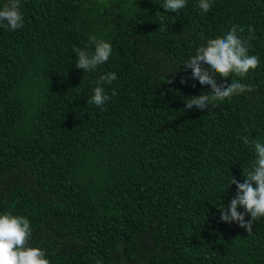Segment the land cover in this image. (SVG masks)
<instances>
[{
    "label": "trees",
    "instance_id": "1",
    "mask_svg": "<svg viewBox=\"0 0 264 264\" xmlns=\"http://www.w3.org/2000/svg\"><path fill=\"white\" fill-rule=\"evenodd\" d=\"M164 3L20 0L23 27H0V214L26 217L50 264H264V218L248 235L218 211L256 158L241 137L264 142V0ZM233 25L260 64L217 83L255 90L186 109L211 89L183 65ZM90 36L112 54L83 71ZM108 72L102 110L87 101Z\"/></svg>",
    "mask_w": 264,
    "mask_h": 264
},
{
    "label": "clouds",
    "instance_id": "2",
    "mask_svg": "<svg viewBox=\"0 0 264 264\" xmlns=\"http://www.w3.org/2000/svg\"><path fill=\"white\" fill-rule=\"evenodd\" d=\"M19 2L20 0H8V3L0 9V27L8 28L11 31L23 27ZM186 3L187 0H165L162 8L164 12L175 13L184 8ZM211 7L212 0H199V8L203 12L207 13ZM163 13H161L162 19ZM238 31L243 32L244 29L233 25L223 37L208 40L206 46L198 47L195 55L183 65L185 70H191V79L211 89L210 94L201 93L198 96H191V99L185 103L186 109L195 107L204 112L209 105L215 107V104L212 103L214 101L230 100L235 95L255 90L252 85H246L236 80H231L230 85L217 83V76L226 79L235 74L243 78L260 64L257 55L248 54L251 47L250 41L255 39L254 34L241 39L237 34ZM248 31L254 33L251 27ZM89 40L95 44L94 52H89L86 49H74L78 57L75 66L83 71L94 70L106 63L112 54L110 43L104 40L98 41L95 36H90ZM116 78V74L113 72L102 74L87 103L94 104L103 110V105L110 97L101 85L111 84ZM167 82L172 83V80L169 79ZM185 82L184 79L181 80V83ZM191 86L195 87V84ZM241 140L245 145H251L254 148L256 158L247 170L246 176L242 173L244 177L242 183L231 177L227 186L235 185V196L227 207L221 205L218 211L221 222H235L239 227L245 229L248 235H251L253 234V222L264 218V142L259 139L250 141L247 136L241 137ZM238 207L244 211L239 212ZM246 214L251 217L247 221H245ZM30 236V222L26 217L7 213L0 214V264H50L41 248L28 246Z\"/></svg>",
    "mask_w": 264,
    "mask_h": 264
}]
</instances>
